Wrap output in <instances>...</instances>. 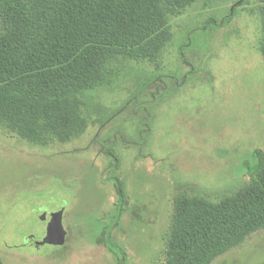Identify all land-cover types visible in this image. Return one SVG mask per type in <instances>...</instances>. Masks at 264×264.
<instances>
[{
  "label": "rangeland",
  "instance_id": "obj_1",
  "mask_svg": "<svg viewBox=\"0 0 264 264\" xmlns=\"http://www.w3.org/2000/svg\"><path fill=\"white\" fill-rule=\"evenodd\" d=\"M241 2L169 8V40L160 60L122 61L111 87L90 95L101 106L92 118L100 121L70 142L39 147L0 129V264H118L95 244L116 217L110 178L130 196L127 213L110 233L127 264L165 263L177 180L212 203L244 188L243 162L253 149L264 150V62L257 50L259 21L249 12L257 0ZM231 8L236 15L217 28ZM181 47L188 66L180 60ZM190 67L195 74L187 85L151 106L144 147L123 148L116 139L110 148L119 162L108 169L102 141L115 134L137 140L142 114L132 111L129 99L151 77L181 79ZM59 209L66 242L35 245L45 236L48 214ZM211 264H264V229Z\"/></svg>",
  "mask_w": 264,
  "mask_h": 264
},
{
  "label": "trees",
  "instance_id": "obj_2",
  "mask_svg": "<svg viewBox=\"0 0 264 264\" xmlns=\"http://www.w3.org/2000/svg\"><path fill=\"white\" fill-rule=\"evenodd\" d=\"M211 0H0V129L31 145L65 144L96 124L101 109L90 95L110 88L122 61L157 63L169 40L168 9H181ZM241 4L245 0H241ZM249 10L259 21L257 50L264 62V0ZM231 8L217 28L236 15ZM183 47L178 50L185 65ZM195 71L181 79L157 75L139 89L127 104L142 114L137 140L119 134L102 141L108 169L118 165L111 144L144 147L150 136L151 106L162 104L187 85ZM153 89V90H152ZM148 91V92H147ZM149 97V100H143ZM90 101V102H89ZM86 114L83 116V107ZM150 107V109H149ZM94 110V111H93ZM248 183L233 196L212 203L196 188L175 182L171 225L165 239L164 264H211L264 229V150L253 149L242 164ZM117 199L115 218L100 232L95 244L103 245L118 264H127L124 248L110 238L127 213L130 196L117 178H110ZM195 191V192H194ZM199 192V191H198Z\"/></svg>",
  "mask_w": 264,
  "mask_h": 264
},
{
  "label": "water",
  "instance_id": "obj_3",
  "mask_svg": "<svg viewBox=\"0 0 264 264\" xmlns=\"http://www.w3.org/2000/svg\"><path fill=\"white\" fill-rule=\"evenodd\" d=\"M62 211L55 210L48 214L45 236L35 245L63 246L66 242V231L62 225ZM42 219L46 216L41 215Z\"/></svg>",
  "mask_w": 264,
  "mask_h": 264
}]
</instances>
